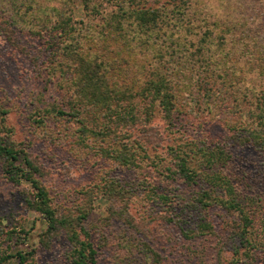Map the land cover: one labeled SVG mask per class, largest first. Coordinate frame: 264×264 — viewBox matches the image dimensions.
<instances>
[{"label": "rangeland", "instance_id": "rangeland-1", "mask_svg": "<svg viewBox=\"0 0 264 264\" xmlns=\"http://www.w3.org/2000/svg\"><path fill=\"white\" fill-rule=\"evenodd\" d=\"M62 1L0 0V115L40 165L56 217L87 215L95 264H264V0H191L188 22L159 33L106 27L100 55L113 64L87 93L68 49L47 69L44 39L57 20L83 33L122 11ZM82 93L112 99L72 110ZM210 155L248 181L238 199ZM29 192L0 170V255L70 264L77 227L46 234Z\"/></svg>", "mask_w": 264, "mask_h": 264}, {"label": "trees", "instance_id": "trees-1", "mask_svg": "<svg viewBox=\"0 0 264 264\" xmlns=\"http://www.w3.org/2000/svg\"><path fill=\"white\" fill-rule=\"evenodd\" d=\"M57 1L63 2L62 0ZM105 2V4L108 3L117 7L118 11H122V15L114 13L110 16L113 17L112 22L102 23L103 25L100 26L93 25L92 27H85L83 33H81V30L72 31L62 24L61 21L57 20L56 25L58 26L55 28V33L52 34V38L48 37L49 39H46L45 37L44 39L45 51L49 52L46 59V63L48 64L47 69L52 65L53 58L57 60L58 56L62 54L65 49H68L70 58L73 57L74 61L78 63L79 69L77 72L83 76L87 74L88 78H90V87L87 81L81 79L82 87L86 93L89 88L97 84L96 75H104V71L102 70H105L107 65L113 64L112 61L106 60L104 55H100L101 41L102 39H106V35L102 33L104 29L109 28L112 32L119 33L122 37H125L126 33H133L135 36H139L140 33L144 35L147 31H156L159 33L160 30L169 27H180V25L188 22L187 20H189L188 17L190 12L193 13L194 10H196L195 3L191 0H183V2L176 1L173 2L174 4L168 3L166 0V2H161V5H156L152 0H105ZM120 7L123 8L120 9ZM59 11V7H57V9L55 8V12L58 13ZM93 11L94 9L92 13H94ZM204 17L206 16L203 15V18ZM106 21H110V19L107 18ZM121 47H123V45ZM86 93H82V95L79 96L78 99L80 100L77 106L72 108V110L80 111L88 108L92 104L98 106L101 104L100 107L109 106L110 103H108V101L112 99L108 96L107 98L100 97L103 100L98 99V101H96L94 98L95 96ZM111 96H113V94H111ZM148 96L155 99L159 96V93L155 91L147 95V98ZM114 129L115 128H111L110 130ZM118 129L121 131L122 126ZM211 159L213 160V166L216 167L218 171L225 174V177L222 175L224 181L220 179L223 182L222 186L225 187L229 195H233V200L238 199L246 190L248 181L246 182L245 177L235 174L233 171H229L224 164L218 163V160L212 156ZM127 166L129 167L130 164L128 163ZM181 167V170L183 168L188 170L189 164L182 162ZM0 170L9 183L16 186L22 183H27L29 185L30 196L26 200V206L29 210L35 211L43 217L47 225L46 234L51 235L63 229L66 230V228L70 230L77 227V230H71L69 233H65L68 236L67 239L71 246L68 252L70 264H95L96 250L91 241H89L87 237H84L87 235L81 222L87 215L83 219H79L80 221L78 220L79 222L77 223H74L72 219L69 221L56 217V210L51 206L50 195L42 184L43 172L40 165L31 160L29 153L24 147L16 145L13 142L10 133L3 125V118L1 115ZM192 170H196L195 167ZM199 170H201L200 166L197 172H199ZM181 175L190 178L184 174ZM231 176H235L234 178L238 176L241 179H239V182L232 183L227 179ZM185 180L186 179H183V182H185ZM80 234L82 237H80ZM28 255L29 253H23L21 251H16L12 256L0 255V264L6 263L8 258H14L15 264H26Z\"/></svg>", "mask_w": 264, "mask_h": 264}]
</instances>
